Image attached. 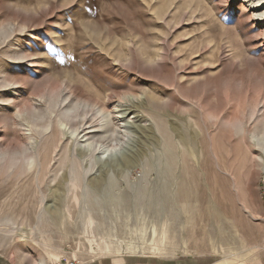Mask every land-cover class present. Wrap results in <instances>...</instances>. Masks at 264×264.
<instances>
[{
  "label": "rangeland",
  "instance_id": "374dc122",
  "mask_svg": "<svg viewBox=\"0 0 264 264\" xmlns=\"http://www.w3.org/2000/svg\"><path fill=\"white\" fill-rule=\"evenodd\" d=\"M263 132L264 0H0V264L253 255Z\"/></svg>",
  "mask_w": 264,
  "mask_h": 264
},
{
  "label": "crops",
  "instance_id": "0c3cea01",
  "mask_svg": "<svg viewBox=\"0 0 264 264\" xmlns=\"http://www.w3.org/2000/svg\"><path fill=\"white\" fill-rule=\"evenodd\" d=\"M255 245L252 247L253 255L238 256L230 260V258L223 257L221 261H215L211 254L203 255H180L175 258H134L124 257L118 260L102 259L92 264H264V252L262 251V244L264 239L261 235H257L254 239ZM251 248V247H249Z\"/></svg>",
  "mask_w": 264,
  "mask_h": 264
},
{
  "label": "bare ground",
  "instance_id": "6f19581e",
  "mask_svg": "<svg viewBox=\"0 0 264 264\" xmlns=\"http://www.w3.org/2000/svg\"><path fill=\"white\" fill-rule=\"evenodd\" d=\"M74 107V106H73ZM72 107V108H73ZM78 107V106H77ZM78 109V108H77ZM68 112V111H67ZM75 116V115H74ZM67 117H68V115H67ZM77 117V116H76ZM75 133H77V131L75 132ZM79 135V139L81 140V142H84V143H88V141H89V132L87 131V128H85V129H83L82 130V132H80V134H78ZM255 138H256V142H255V144L256 145H258V146H260V145H264V132L261 134V136H255ZM84 145V144H83ZM88 146H93L94 144H92L91 142H89L88 144H87ZM98 149V148H97ZM118 151V149L117 148H113V149H106V150H104V152L102 153L104 156L102 157V158H104L105 156H107V155H113V152L115 153V152H117ZM119 152V151H118Z\"/></svg>",
  "mask_w": 264,
  "mask_h": 264
}]
</instances>
